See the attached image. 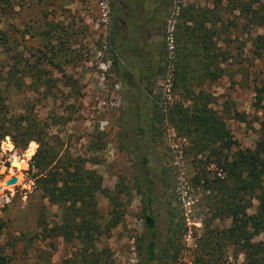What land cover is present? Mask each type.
<instances>
[{
	"label": "rangeland",
	"instance_id": "1",
	"mask_svg": "<svg viewBox=\"0 0 264 264\" xmlns=\"http://www.w3.org/2000/svg\"><path fill=\"white\" fill-rule=\"evenodd\" d=\"M133 2L138 0L16 1L8 21L19 33L13 35L8 66L15 65L20 86L8 91V118H34L59 157L80 156L101 176L103 192L96 200L102 225L110 218L112 196L120 214L118 226L105 232L97 244V253L108 258L103 261L142 264L143 239L148 238L144 215L150 214L162 242L170 216L183 226L185 247L177 264H190L195 238L208 216L202 187L194 182L201 171L213 176L216 170L205 157L194 158L193 151H184L187 142L167 122L157 123L155 131L149 124L152 94L164 110L183 101L177 89L170 88L171 33L178 14L189 5L212 9L213 0H142L139 12L152 18L148 37L139 44L143 55L132 53L128 61L120 54L115 64L104 42L114 19L120 28L125 22V36L135 40L136 11L129 8ZM226 6L223 2L217 13L227 28L214 38L226 58L220 64L221 74L199 81L192 89L210 95L211 107L224 119L234 142V152L253 149L264 139V102L256 105L254 94L264 81V58H255L251 46L264 30L246 28L238 13ZM139 12L135 16L141 17ZM122 37L126 39L124 31ZM160 64L165 72L157 77ZM21 65L31 68L21 73ZM33 66L42 71L40 76ZM37 148L35 139L26 147L10 137L0 142V255L11 264H85L76 241L40 235V222L49 227L59 224L61 212L36 188L29 162ZM11 177L17 183L4 186ZM207 224L227 228L230 221ZM228 264L238 263L230 258Z\"/></svg>",
	"mask_w": 264,
	"mask_h": 264
},
{
	"label": "trees",
	"instance_id": "2",
	"mask_svg": "<svg viewBox=\"0 0 264 264\" xmlns=\"http://www.w3.org/2000/svg\"><path fill=\"white\" fill-rule=\"evenodd\" d=\"M16 1L0 0V142L10 137L19 146L26 147L32 139L38 144L29 162L30 169L35 171L36 188L61 212L59 224L49 227L44 221L40 222V235L44 239L62 237L70 243L76 241L82 249L85 264H109L103 261L107 257L97 253V244L105 232L118 226L120 214L112 196L110 218L102 225L96 200L97 194L103 192L101 176L86 167V160L80 156L59 157L57 147L44 140L34 118L22 115L8 118V91L20 86L15 65L8 66V56L15 41L13 35L19 33L8 21V11H13ZM223 2L229 12L238 13L237 19L243 26L264 30V0H213L212 9L190 5L183 8L171 33L173 57L170 61V88L177 89L183 101L164 110L152 94L149 125L155 131L157 123L167 122L176 135L187 142L184 151H193L194 158L205 157L208 165L216 170L213 176L201 171L194 182L202 187L203 205L208 216L202 221L201 234L195 238L196 248L190 264H228L230 258L238 264H264V139L253 149L231 152L234 142L224 119L211 107L210 95L192 89L199 81L214 80L221 74L220 64L226 58L217 50L214 38L227 28L217 13ZM133 7L139 12L138 3L130 5V10ZM137 12L133 16L137 24L134 25L137 30L134 41H120L123 39H120L121 28L116 19L109 28L104 43L115 64L120 54L128 61L131 59L125 53L143 55L139 44L146 38L148 31L144 32V29H149L152 18L140 12L141 17L135 16ZM240 22L234 23L236 29ZM251 46L255 58H264V34L254 37ZM159 55L157 52L156 59ZM21 66V73L31 68ZM37 71L38 77L42 71L38 68ZM164 72V66L160 64L156 76L160 77ZM254 94L256 105H261L264 81L254 89ZM212 220H229L230 225L218 228L207 224ZM144 223L148 238L143 239L142 264H177L185 247L182 244L186 235L183 226L170 216L167 235L162 242L157 236L153 216L145 214ZM0 264L11 263L0 255Z\"/></svg>",
	"mask_w": 264,
	"mask_h": 264
},
{
	"label": "flooded vegetation",
	"instance_id": "3",
	"mask_svg": "<svg viewBox=\"0 0 264 264\" xmlns=\"http://www.w3.org/2000/svg\"><path fill=\"white\" fill-rule=\"evenodd\" d=\"M137 3H141L142 4V0H138V2ZM132 5H134V2H133V4ZM123 10H126L128 7L127 6H123ZM136 10V12H137V10L138 9H135ZM138 13V12H137ZM133 19H134V17H133ZM122 24V26H121V31H124V38L127 36V30H128V27H127V25H126V23L125 22H121ZM127 27V30H125V28ZM134 29H135V27L134 26H132ZM148 28H145L144 29V32L145 31H148L147 32V35L149 34V29L147 30ZM125 33H126V36H125ZM135 36H136V33H135ZM148 37V36H147ZM122 39H123V37H122ZM127 40H129V38L128 37H126V39H123V41L125 42V41H127ZM121 41V40H120ZM125 56L127 57V58H129V59H131L132 60V57H129V56H131V54H130V52H128V53H125ZM130 60V61H131Z\"/></svg>",
	"mask_w": 264,
	"mask_h": 264
},
{
	"label": "water",
	"instance_id": "4",
	"mask_svg": "<svg viewBox=\"0 0 264 264\" xmlns=\"http://www.w3.org/2000/svg\"><path fill=\"white\" fill-rule=\"evenodd\" d=\"M18 179L16 177H11L7 181H5L4 186H11L17 183ZM1 190V188H0Z\"/></svg>",
	"mask_w": 264,
	"mask_h": 264
}]
</instances>
